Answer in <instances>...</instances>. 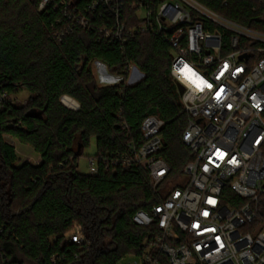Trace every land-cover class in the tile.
<instances>
[{
    "label": "trees",
    "instance_id": "1",
    "mask_svg": "<svg viewBox=\"0 0 264 264\" xmlns=\"http://www.w3.org/2000/svg\"><path fill=\"white\" fill-rule=\"evenodd\" d=\"M197 1L264 32L263 0ZM40 2L0 0V98L31 93L26 104L0 101V264H118L142 254L159 232L155 223L136 224L134 214L151 212L172 186L187 182L184 169L194 157L183 142L188 115L171 77V45L162 34L130 32L141 22L136 0L110 5H119L125 40L103 30L118 17L102 0H53L42 11ZM95 60L117 74L136 64L144 78L134 85L101 83ZM64 95L80 108L65 106ZM151 114L165 121L162 155L171 171L161 186L154 189L135 165L78 171L92 137L97 155L140 146L142 121ZM7 135L31 145L41 161L20 162ZM74 223L82 226L86 244L67 241Z\"/></svg>",
    "mask_w": 264,
    "mask_h": 264
},
{
    "label": "built area",
    "instance_id": "2",
    "mask_svg": "<svg viewBox=\"0 0 264 264\" xmlns=\"http://www.w3.org/2000/svg\"><path fill=\"white\" fill-rule=\"evenodd\" d=\"M52 2L41 0L39 10ZM102 2L110 7L113 0ZM135 6L141 22L130 32L162 34L171 45V77L188 115L183 142L194 157L184 169L187 182L172 186L151 212L134 214L136 224L155 223L159 232L142 254L127 255L125 264H264V32L197 0H136ZM110 9L118 21L103 30L125 40L119 5ZM207 21L217 27L206 28ZM104 69L110 84L134 85L144 78L136 64L121 74ZM61 101L80 108L71 96ZM164 126L158 115L146 116L142 144L90 157V173L135 165L157 189L171 171L162 155ZM65 236L70 243H87L78 223Z\"/></svg>",
    "mask_w": 264,
    "mask_h": 264
},
{
    "label": "rangeland",
    "instance_id": "3",
    "mask_svg": "<svg viewBox=\"0 0 264 264\" xmlns=\"http://www.w3.org/2000/svg\"><path fill=\"white\" fill-rule=\"evenodd\" d=\"M93 70L101 83H106L109 81V77L106 75L105 69L102 65L95 60L92 63ZM107 71V70H106ZM31 93L24 89L18 93H15L7 98H9L14 104H26L30 97ZM6 140L14 144L18 154L20 155V162L30 161L34 162L35 157L38 156V153L33 149L31 145L21 143L18 139L7 135ZM98 153L95 138L92 137L90 140V145L85 148L83 154L79 157V166L78 171L81 173L89 174L90 173V157L96 156ZM131 258L129 256L125 257L118 264H125Z\"/></svg>",
    "mask_w": 264,
    "mask_h": 264
},
{
    "label": "crops",
    "instance_id": "4",
    "mask_svg": "<svg viewBox=\"0 0 264 264\" xmlns=\"http://www.w3.org/2000/svg\"><path fill=\"white\" fill-rule=\"evenodd\" d=\"M98 62L102 65L103 68H106V67H107L103 62H101V61H98ZM104 65H105V66H104ZM40 161H41V156H40V154H38V156L35 157V161L32 162V163H34V164H38Z\"/></svg>",
    "mask_w": 264,
    "mask_h": 264
},
{
    "label": "bare ground",
    "instance_id": "5",
    "mask_svg": "<svg viewBox=\"0 0 264 264\" xmlns=\"http://www.w3.org/2000/svg\"><path fill=\"white\" fill-rule=\"evenodd\" d=\"M73 104H75V101H73Z\"/></svg>",
    "mask_w": 264,
    "mask_h": 264
},
{
    "label": "snow or ice",
    "instance_id": "6",
    "mask_svg": "<svg viewBox=\"0 0 264 264\" xmlns=\"http://www.w3.org/2000/svg\"><path fill=\"white\" fill-rule=\"evenodd\" d=\"M210 86V85H209Z\"/></svg>",
    "mask_w": 264,
    "mask_h": 264
}]
</instances>
